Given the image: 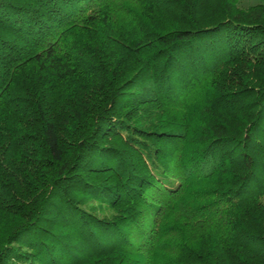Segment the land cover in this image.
<instances>
[{"label":"trees","instance_id":"1","mask_svg":"<svg viewBox=\"0 0 264 264\" xmlns=\"http://www.w3.org/2000/svg\"><path fill=\"white\" fill-rule=\"evenodd\" d=\"M0 264H264V0H0Z\"/></svg>","mask_w":264,"mask_h":264},{"label":"rangeland","instance_id":"2","mask_svg":"<svg viewBox=\"0 0 264 264\" xmlns=\"http://www.w3.org/2000/svg\"><path fill=\"white\" fill-rule=\"evenodd\" d=\"M252 1L257 2V1H259V0H252Z\"/></svg>","mask_w":264,"mask_h":264}]
</instances>
